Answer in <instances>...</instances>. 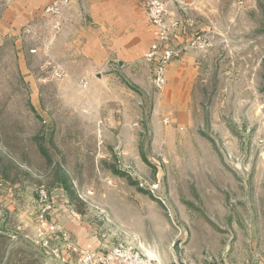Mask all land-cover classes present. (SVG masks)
<instances>
[{
    "label": "rangeland",
    "instance_id": "rangeland-1",
    "mask_svg": "<svg viewBox=\"0 0 264 264\" xmlns=\"http://www.w3.org/2000/svg\"><path fill=\"white\" fill-rule=\"evenodd\" d=\"M166 1L181 45L199 36L183 52L199 74L182 105L167 83L143 93L120 75L105 94V82L56 76L51 17L13 30L0 3V264H78L35 241L41 188L50 218L96 249L264 264V0H192L188 11Z\"/></svg>",
    "mask_w": 264,
    "mask_h": 264
},
{
    "label": "crops",
    "instance_id": "crops-1",
    "mask_svg": "<svg viewBox=\"0 0 264 264\" xmlns=\"http://www.w3.org/2000/svg\"><path fill=\"white\" fill-rule=\"evenodd\" d=\"M6 1H9L8 12L13 17L10 29L19 30L34 17L44 16L45 6L55 0ZM148 1L71 0L62 15L63 26L56 37H51L49 27L47 28L52 21L51 24L44 25L47 32L43 36L44 44L57 48L55 56L62 69V77L78 80L80 83L88 80L89 88L105 82L102 90L108 94L113 90L108 81L117 80L121 75L125 78V85L149 93L154 85L152 67L146 61L145 54L155 42L157 31L148 18ZM168 1L174 2L173 4L182 3L187 11V5H192V0ZM2 23H6L3 18ZM186 38L178 35L175 41L181 44ZM198 68L193 51H186L181 58L169 64L166 91L170 97L175 98L177 105L188 103L187 98L192 95L199 74ZM70 231L73 240L80 247H95L94 241L83 233L81 227L72 226ZM70 257H73L72 253L67 257L69 260L66 259L68 262Z\"/></svg>",
    "mask_w": 264,
    "mask_h": 264
},
{
    "label": "built area",
    "instance_id": "built-area-1",
    "mask_svg": "<svg viewBox=\"0 0 264 264\" xmlns=\"http://www.w3.org/2000/svg\"><path fill=\"white\" fill-rule=\"evenodd\" d=\"M70 3L71 0H55L44 8V14L51 17L52 27L56 33L62 29V15ZM147 14L151 24L156 27L157 36L145 58L152 67L154 87L162 89L167 83L169 64L181 58L188 45H196L199 36L191 39L187 44L176 43L175 38L183 33V24L179 18L172 15L166 0H149ZM55 75L62 77L63 72L58 70ZM88 84V80L81 81L83 87H87ZM39 203L40 212L35 227V241L45 248H50L57 257L65 260L73 252L77 255L78 264H163L144 254L140 249L125 243L115 244L107 250L80 247L72 240L71 232L66 226L50 218L55 207L52 197L44 188L40 189ZM57 240H62V243L53 244Z\"/></svg>",
    "mask_w": 264,
    "mask_h": 264
}]
</instances>
